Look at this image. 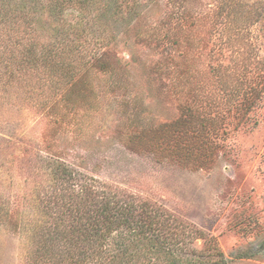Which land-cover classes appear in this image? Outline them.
Returning a JSON list of instances; mask_svg holds the SVG:
<instances>
[{
	"label": "rangeland",
	"instance_id": "obj_1",
	"mask_svg": "<svg viewBox=\"0 0 264 264\" xmlns=\"http://www.w3.org/2000/svg\"><path fill=\"white\" fill-rule=\"evenodd\" d=\"M95 1L88 15L45 13L30 36L0 25V39L18 41L0 44V264H29L67 219L54 197L67 179L163 205L212 237L226 264H264V17L254 0H190L184 19L172 0H132L140 12L127 24ZM29 42L37 55L64 45L50 63L72 72L19 66ZM188 106L191 125L206 117L212 128L186 137L190 150L172 138Z\"/></svg>",
	"mask_w": 264,
	"mask_h": 264
},
{
	"label": "trees",
	"instance_id": "obj_2",
	"mask_svg": "<svg viewBox=\"0 0 264 264\" xmlns=\"http://www.w3.org/2000/svg\"><path fill=\"white\" fill-rule=\"evenodd\" d=\"M131 1L107 0L106 5L102 7L112 8L127 24L140 12L136 3L129 9ZM172 1L177 6L174 14L181 15L180 18L184 19L186 14L192 12L190 5L193 4L189 2L190 0ZM95 2V0H0V25L3 27L12 25L7 29L9 34L30 36L39 31L38 25H46L42 23L45 13L54 21H62L66 18L65 13L70 10H75L78 15H88L91 11L90 4L94 5ZM252 4L258 7L255 10L257 16L264 17V2L254 0ZM223 5L220 6V10L225 8ZM96 7L101 8L99 5ZM124 11L127 14H124ZM213 16L217 17L216 14ZM54 29L60 31L57 27ZM67 29L75 32L77 26H67ZM56 40L53 44L57 42L64 44L62 39ZM13 42L7 38L0 39V44L18 43ZM64 48V45H54L37 55V45L29 42L25 46L23 58L19 59V66L30 64L29 67H33L42 61V68L48 70L49 74L51 71L59 70L67 75L72 72V63L67 65L59 62L58 65L50 63L55 60H52V55L61 53L63 55ZM15 62L16 60L12 63ZM196 111L194 107L188 106L187 118H182L180 125L172 134V138L184 139L182 146L189 150L186 137L197 135L205 138L212 129L208 126L209 121L204 122L206 117H203L200 127L191 125L190 117ZM187 124L189 128H184ZM157 146L160 151V145ZM153 154L156 155V152ZM63 183L67 188L63 191L58 188L59 193H56L57 189L54 197L62 213L67 215V219L62 221L66 229L60 232L62 222L55 225V229L46 234L45 239L28 252L29 264H226L221 249L216 247L210 252L212 237H207L193 223L155 201L118 186L102 184V188H99L97 185L84 184V187L77 188L69 186L68 179ZM53 185H58L56 180ZM199 238L205 240V247L201 249L195 244Z\"/></svg>",
	"mask_w": 264,
	"mask_h": 264
}]
</instances>
